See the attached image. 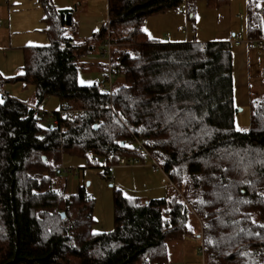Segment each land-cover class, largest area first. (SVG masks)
Segmentation results:
<instances>
[{"label": "trees", "instance_id": "trees-1", "mask_svg": "<svg viewBox=\"0 0 264 264\" xmlns=\"http://www.w3.org/2000/svg\"><path fill=\"white\" fill-rule=\"evenodd\" d=\"M199 1L109 0L108 22L78 40L75 11L42 0L49 44L25 48L23 73L0 77V264H171L170 241L187 237L201 238L206 264H264V96L250 103L249 127L238 128L233 43L161 41L144 30L171 10L193 22ZM109 43L110 62L99 66L115 72L111 95L102 82L78 81L84 57L97 47L105 56ZM16 82L34 86L33 104L9 94ZM52 96L84 113L70 122L54 110V127L46 113L35 117ZM138 139L174 191L142 200L115 189L114 228L94 233L85 185L70 194L57 187L63 156L141 157Z\"/></svg>", "mask_w": 264, "mask_h": 264}, {"label": "crops", "instance_id": "crops-1", "mask_svg": "<svg viewBox=\"0 0 264 264\" xmlns=\"http://www.w3.org/2000/svg\"><path fill=\"white\" fill-rule=\"evenodd\" d=\"M239 1L243 4L242 0ZM239 1L236 0L235 5H239ZM243 1L247 10V21L241 19L243 15L240 13L237 16L234 15V8H232L229 0L220 7H209L205 1L201 0L197 4L193 22L188 19L185 12L171 10L149 17L144 25L145 33H148L150 26L154 25L157 20L169 15L171 16L169 21L177 19V26L173 28L170 42H232L234 95L237 105L242 103V97H247L248 103L253 97V88L255 86L257 88V85L261 83L260 79L255 77L261 74L263 76V80L262 78L261 80L264 83V68H259L260 61L264 60V51L260 50H264V47L256 46L254 40L264 39V30L261 25L264 19L262 13L264 0L253 5L254 8L261 6V8L253 9L260 19V31L258 32L251 28L248 0ZM50 2L56 9H73L75 11V28L72 33L78 40L91 38L109 19V0H50ZM45 17L46 12L42 0H0V77L12 78L23 73L25 48L49 44L48 24L45 22ZM185 23L193 25L188 34H184L181 30ZM234 30L241 32L237 31L238 34H236ZM239 35H242V39L246 38L247 41L241 40L239 44H236V40L240 41ZM252 52L258 54L257 60H251ZM105 58L106 56H103L100 48L97 47L88 53L84 60L89 67H95L101 65ZM7 91L11 96L24 102L34 103V86L32 85H26L24 82L9 83ZM152 172L156 171L153 170ZM171 264H173L172 261Z\"/></svg>", "mask_w": 264, "mask_h": 264}, {"label": "rangeland", "instance_id": "rangeland-1", "mask_svg": "<svg viewBox=\"0 0 264 264\" xmlns=\"http://www.w3.org/2000/svg\"><path fill=\"white\" fill-rule=\"evenodd\" d=\"M229 2L232 5V8H234V15L237 16L240 13L243 15L241 19L247 21V10L243 5L244 1L242 0L243 4L239 1V5H235L236 0H229ZM259 7L261 8V6H258V8ZM170 18L171 16L168 15L165 18L157 20L154 25L150 27L149 24V30L148 33H146V37L149 39L157 38L162 41L172 40L173 28L177 26V19L174 21H169ZM262 22V29L264 30V19ZM192 26L193 25L185 23L182 25L181 30L184 34H188ZM237 31L234 30V33L236 32V34H238ZM238 32L240 33L241 31ZM245 36L246 34L244 37ZM238 39H240V41H247L246 38L242 39V35ZM255 45L257 46L256 43ZM260 51L263 52L264 50L261 49ZM107 57L104 59V61L108 60ZM255 59H258V54H254L252 52L251 60L253 61ZM262 62L260 61L259 68H264L263 59ZM108 74L109 67L105 72L100 66L89 67L86 64L78 70V81L81 84H92L93 82H99L103 80L101 86H104L109 84L107 79ZM112 75L113 87L114 81L117 79L113 69ZM255 78L260 79L261 83L257 85V88L256 86L253 88L254 95L249 103H251L254 98H260L264 96V83L262 81L263 76L259 74L258 77ZM255 78L254 81H256ZM241 100L242 103L238 104L239 111L235 117L236 126L238 128H248L250 124V104L248 103L247 97H242ZM59 104V100L52 96L45 99L41 103L40 108L42 110L46 109V111H54L59 109ZM115 161L116 160H114V163H116ZM91 164L92 163L90 162L89 157L82 158L64 155L63 162L61 163L63 172L56 180L58 182L57 187H59L61 190L64 189L66 194L75 193L80 185H85L87 194L95 199L93 209L94 222L92 225V232L94 233L109 232L114 228L115 189L121 190V192L126 196H136L142 200L168 197L174 191V186L166 177L165 173L160 170L152 172L153 170L150 167L149 160H143L141 164L132 166L114 164L110 168L111 173L110 175H107V178L103 176V171L101 168L92 167L95 165ZM202 247V240L199 237H187L182 240L170 241L169 253L171 261L173 264H206L204 260V248Z\"/></svg>", "mask_w": 264, "mask_h": 264}, {"label": "built area", "instance_id": "built-area-1", "mask_svg": "<svg viewBox=\"0 0 264 264\" xmlns=\"http://www.w3.org/2000/svg\"><path fill=\"white\" fill-rule=\"evenodd\" d=\"M254 2H259L261 0H252ZM262 13L264 14V10L262 11ZM259 28V25L258 23H254L252 25V30H256ZM257 43V45L259 47H264V39L262 38H258V39H254ZM241 41L239 40H236L235 43L236 44H239ZM110 49H111V44L109 43L108 46L106 47V49L104 50L105 52V56H109L107 57L108 61L110 62ZM108 62V63H109ZM112 68H111V65L109 63V74H108V85H104V86H101V89L104 90V91H109L110 95L113 91V87H112ZM7 93L5 91V83L3 81H0V96H6ZM35 111H34V116L37 117V116H41L46 113L48 115V118H49V123H51V125L54 127V126H57L58 125V122H59V118H67L70 122H73L79 115L83 114L84 113V109H79V108H75L73 107L72 105L70 104H66V105H63L62 107H60L57 111V114H58V117L54 114V112L52 111H46V110H42L38 107H35L34 108ZM46 111V112H44ZM62 131L66 132L67 129L65 127H62ZM133 149L135 151H141L143 154H142V158H138L137 156L136 157H128L126 155H121L117 158L114 157L113 154H109L107 155L105 158H103L101 161L97 160V157L96 155L92 152V151H89L88 152V157H89V160L92 164H94L95 166H100V167H109L111 168L112 165L114 164H117V165H123V166H132V165H139L142 163L143 160L145 161H148L150 162V167L152 170L154 171H157V170H160L164 173V170L162 168V166L159 164V162L157 160H155V158L151 155V153L147 150L146 148V144L144 141L142 140H137L136 141V144L135 146L133 147ZM114 160H116L114 163ZM203 252V251H202Z\"/></svg>", "mask_w": 264, "mask_h": 264}, {"label": "water", "instance_id": "water-1", "mask_svg": "<svg viewBox=\"0 0 264 264\" xmlns=\"http://www.w3.org/2000/svg\"><path fill=\"white\" fill-rule=\"evenodd\" d=\"M62 216L64 217V216H65V214H64V213H62Z\"/></svg>", "mask_w": 264, "mask_h": 264}, {"label": "snow or ice", "instance_id": "snow-or-ice-1", "mask_svg": "<svg viewBox=\"0 0 264 264\" xmlns=\"http://www.w3.org/2000/svg\"><path fill=\"white\" fill-rule=\"evenodd\" d=\"M0 102H2V101H0Z\"/></svg>", "mask_w": 264, "mask_h": 264}]
</instances>
